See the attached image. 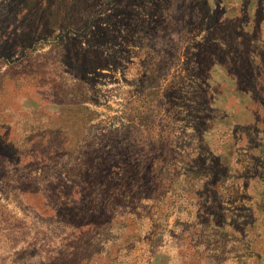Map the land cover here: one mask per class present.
<instances>
[{"label": "rangeland", "instance_id": "obj_1", "mask_svg": "<svg viewBox=\"0 0 264 264\" xmlns=\"http://www.w3.org/2000/svg\"><path fill=\"white\" fill-rule=\"evenodd\" d=\"M0 264H264V0H0Z\"/></svg>", "mask_w": 264, "mask_h": 264}]
</instances>
